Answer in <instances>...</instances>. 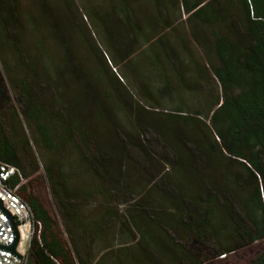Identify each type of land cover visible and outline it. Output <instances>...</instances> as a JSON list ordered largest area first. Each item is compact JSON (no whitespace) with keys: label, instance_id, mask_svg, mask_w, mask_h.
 Wrapping results in <instances>:
<instances>
[{"label":"trees","instance_id":"trees-1","mask_svg":"<svg viewBox=\"0 0 264 264\" xmlns=\"http://www.w3.org/2000/svg\"><path fill=\"white\" fill-rule=\"evenodd\" d=\"M1 1L4 13L0 15V163L18 170L23 182L15 192L40 223L38 235H33L29 241L27 264H96L88 263L81 256V236L102 235L99 227L101 215L79 214L84 206L76 196L82 191L66 182L58 163L57 156L62 155L66 147L75 149L86 170L95 178L97 187H89L90 193L103 197L118 195L122 198L120 203H129L118 233L126 235L122 230L125 227L136 235L135 244L130 247L134 254L144 256L145 252L151 253L160 258L161 264H201L256 243L257 249L248 264H264L261 200V196L264 199V0H179L178 6L188 18L198 20L209 29L212 50L219 62L211 70L219 85L220 96L214 101V109L208 118L209 127L202 123L206 128L204 132L184 136L154 128L138 129L131 133L137 139L130 143L127 133L114 130L116 153L110 150L111 145L100 142V136L109 132L116 118L103 119L98 113L91 114L99 127L91 132L82 118L79 97L70 95L68 103L62 104L65 96L62 93L54 96L55 90L51 89L50 95L39 92L30 62L18 57L15 48L7 47L10 37L5 14L14 0ZM32 1L38 5L40 25L46 30L44 36L55 44L58 42L57 45L61 44L59 27L60 24L64 26L59 10L48 11L44 0ZM138 1L116 0L115 8L104 16L95 18L93 14L103 33L102 45L115 66L123 64L126 56L123 42L130 32L137 34L135 21L138 15L132 6ZM29 21L33 22L34 18ZM44 36L40 41L44 42ZM159 45V53L164 54L160 42ZM7 54L14 58L15 66L10 67ZM94 58L92 73L96 77L104 72L103 60L101 62L97 54ZM22 66L26 73L16 77L15 68L20 72ZM50 68L51 77L57 80L62 68H67L66 55L58 54ZM110 78L108 83L121 95L123 90L115 87L120 85L119 81L113 76ZM8 90L12 92V98ZM49 102L54 104V110L45 108L44 104ZM176 112L181 113L179 109ZM164 116L169 121L199 122L184 115ZM19 118L28 128L33 125L37 137L31 140L36 139L37 147L41 145L50 153L47 162L41 157V172L31 152L25 158L20 156L19 151L29 150V147ZM124 158L142 166L146 162L149 167L153 159L168 168L163 174H145L138 169L139 183L135 188L119 167ZM221 159L236 162L247 172L234 206L221 203L224 193L211 172L214 169L211 161L220 162ZM143 180L146 186L141 182ZM17 182L15 178L13 184ZM45 188L55 207V217L48 210ZM151 204L156 206L151 208ZM103 214L110 217L105 210ZM242 216L246 224L238 225L237 221L243 222ZM171 223L175 226L172 227ZM178 226L189 235H166V229L174 230ZM224 228L233 235L229 246L217 238L219 230ZM188 237L192 245L201 247L213 241L212 254H194L190 249L186 250ZM117 251L120 258L132 254L129 249L125 252L117 249L115 256ZM143 263L156 264L147 263L145 257Z\"/></svg>","mask_w":264,"mask_h":264},{"label":"rangeland","instance_id":"rangeland-1","mask_svg":"<svg viewBox=\"0 0 264 264\" xmlns=\"http://www.w3.org/2000/svg\"><path fill=\"white\" fill-rule=\"evenodd\" d=\"M44 1L48 11L59 10V18L64 26L61 27L60 24L59 27L61 30L58 39L61 44L57 45V41L55 44L44 36L46 30L44 31L40 25L38 5L36 6L32 0H14V4H10L7 12L5 11V22L8 24L10 37L7 47L15 48L18 51V57L30 62V68L33 70L32 77L34 76L37 80L41 94L50 95V89L55 90L54 96L62 93L61 95H65L62 104H67L71 96L79 97L82 118L89 131L99 128L90 117L91 114L95 116L98 113L103 119L116 118L115 123L109 127V132L102 133L100 136L102 145H111L110 150L117 152L114 130L118 133H127V140L130 143L137 139L135 135L131 136V133L134 134L138 129L152 130L154 128L161 132L169 131V133L184 136L196 131L204 132L206 128L202 123L209 127L208 118L214 109V101L220 96L219 85L211 70L219 62L212 50L209 29L198 20L188 18L179 8V0H139L132 6L138 15L135 21L137 34L130 32L123 42L126 56L123 64L118 66L110 61L102 45L101 27L97 25L93 17L94 14L95 18H100L114 9L116 0ZM3 9V3L0 0V15H3ZM30 18H34V21H29ZM144 29L146 30L143 31ZM43 36L44 42L40 41ZM121 38L120 36L119 39ZM159 42L162 44L164 54L158 51ZM34 46L37 48L35 49ZM60 53L66 55L67 68H62L59 77L55 80L51 77L50 66ZM96 54L101 62L103 60L101 64L104 72L95 77L92 69ZM6 59L9 60L10 67L15 66V60L10 54L6 55ZM25 73V67L22 66L20 72H16L15 68L16 77ZM111 76L119 81L120 85L115 87L123 90L121 95L117 94L108 83L107 79H111ZM8 95L10 98L13 96L9 90ZM44 106L49 111L55 109L52 102ZM178 109L181 113L176 112ZM167 114L196 118L200 123L194 120L182 122L179 119L169 121L164 116ZM19 123L29 147V150L19 151L20 156L25 158L27 153L31 152L41 172V157L47 162L50 153L41 145L37 147L36 139L31 140L32 137H37L32 124L28 128L21 118ZM62 152V155L57 156L61 173L69 185L79 187L82 191L76 196L84 206L79 214L90 212L92 216L101 215L99 227L102 235L81 236L83 245L81 256L87 259L88 263L96 264H144V257L147 263L161 264L162 261L156 255L145 252L143 256L139 253L134 254L133 249L130 250L131 245L135 244L136 235H132L128 228L122 229L126 235H119V226L124 220L129 203H120L122 198L118 195L103 197L90 193V188L97 187L96 181L86 170L83 160L76 154L74 148L66 147ZM112 164L116 165L114 162ZM119 164L127 181L135 188L139 183L136 172L138 169L145 174L149 172L163 174L168 168L162 162L153 159L151 167L146 162L142 166L137 164V161L125 158ZM211 166L214 168L211 172L217 178L216 182L224 193L221 200L224 199L225 202L223 200L221 203L236 205L239 188L244 185L247 172L238 163L226 159H221L220 162L211 161ZM21 182H23L22 179ZM141 182L147 185L144 180ZM107 188L112 187L107 186ZM112 192L115 191L112 190ZM44 195L48 210L55 217V207L47 188L44 190ZM153 206L156 205H150L151 208ZM104 210L110 217H105ZM233 217L236 219L235 215ZM171 224L172 227L175 226ZM237 224H246L245 218L243 217L242 223L237 221ZM174 230L166 229V235H189L179 226ZM230 233L231 231L227 228L219 230L218 241L224 245H231L230 240L233 235ZM186 241V245L184 242L180 243L194 254L206 253L210 256L215 248L213 241L204 243L203 247L192 245L189 237ZM117 249L124 252L125 249H129L132 254L120 258L118 251L117 256L114 254ZM169 249H165V253ZM256 249L257 244L252 243L226 253L223 258L222 255L210 257V260L203 261L201 264H248Z\"/></svg>","mask_w":264,"mask_h":264},{"label":"built area","instance_id":"built-area-1","mask_svg":"<svg viewBox=\"0 0 264 264\" xmlns=\"http://www.w3.org/2000/svg\"><path fill=\"white\" fill-rule=\"evenodd\" d=\"M18 179L16 184L13 180ZM21 183L18 170L0 163V264H27V250L33 235H38L40 223L34 219L28 205L16 194ZM264 214V199L261 196ZM14 239L13 253L6 247Z\"/></svg>","mask_w":264,"mask_h":264},{"label":"water","instance_id":"water-1","mask_svg":"<svg viewBox=\"0 0 264 264\" xmlns=\"http://www.w3.org/2000/svg\"><path fill=\"white\" fill-rule=\"evenodd\" d=\"M15 241H16V239H14L13 243H12L10 246L6 247V249H7L8 251H10L11 253H13V247H14V245H15Z\"/></svg>","mask_w":264,"mask_h":264}]
</instances>
